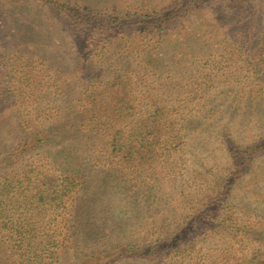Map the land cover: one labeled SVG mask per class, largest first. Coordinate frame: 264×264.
<instances>
[{
    "label": "rangeland",
    "instance_id": "rangeland-1",
    "mask_svg": "<svg viewBox=\"0 0 264 264\" xmlns=\"http://www.w3.org/2000/svg\"><path fill=\"white\" fill-rule=\"evenodd\" d=\"M61 1L93 12L85 33L0 0V214H38L40 264H264V0H206L159 31L150 16L184 0ZM113 97L149 119L128 156L105 145Z\"/></svg>",
    "mask_w": 264,
    "mask_h": 264
},
{
    "label": "trees",
    "instance_id": "trees-1",
    "mask_svg": "<svg viewBox=\"0 0 264 264\" xmlns=\"http://www.w3.org/2000/svg\"><path fill=\"white\" fill-rule=\"evenodd\" d=\"M206 0H184L181 2H177L175 5H171L168 9L167 13L164 14V12H161L159 14H154V16H150L149 19L153 20L150 22L154 28H156L158 31L163 30L166 27H168L172 22V18L179 19L180 13L183 11H195L198 8H201L202 5L205 3ZM44 3L50 5L52 8V11L55 15L59 17L65 18L75 30H79V32L85 33L83 30L85 27L90 25V20L93 18V12L87 7V6H78L77 9H70L68 6L62 2L61 0H43ZM64 19V20H65ZM65 20V21H66ZM179 21V20H178ZM178 21L174 20V24ZM112 24L114 25V22L112 21ZM103 26L104 24L95 21V24L92 26L93 29L95 27ZM8 35V33L6 34ZM120 89L117 88L114 92L117 96L120 94ZM114 101V108L116 110V117L112 120L116 125H111L110 129L105 132V137L107 138V141H105V145L109 150L116 153V155L119 153H124V155H129V149L133 147H140L143 145L145 138H144V127L145 125H148L149 119L148 117H145L144 119H131L127 116H121V113H127L129 111L134 112L135 106H130V100L128 99L127 102H123L122 97L119 98H111ZM129 103V104H128ZM141 111V110H137ZM137 112H134V114H137ZM142 112V111H141ZM140 112V114H141ZM143 113V112H142ZM41 134V133H39ZM60 137V136H57ZM62 138V136H61ZM48 140L47 136H41L36 139L34 143L41 144ZM129 144H133L132 146L128 147ZM73 149H77L75 145L72 146ZM61 154V152H60ZM37 170V166L34 167V171ZM33 171V170H32ZM37 172H35V175ZM64 180L72 181L73 188L76 186L75 182L79 181V178L75 175L73 172H69L68 174L63 175ZM46 177L43 174H37L35 178V182L41 183V180H45ZM43 186H48V183L46 181L42 182ZM68 184V183H67ZM50 189H43L40 191V189L36 190L34 193L37 195L36 201L38 203H41L40 205H36L35 208L46 206L47 208H52L50 206L51 198H45L46 191ZM71 190H66V193H72ZM50 192H55L51 190ZM1 201V200H0ZM50 213L53 212V209L50 211ZM38 214L30 215V211H26L24 213L17 214L16 216L14 214H6L1 213L0 219H3L5 223L3 224V228H5L4 233L0 232V240L2 241H8L7 243L9 246H11V249L13 250V247L20 248L21 256H25L24 264H40V256L42 253L46 251L45 247H42L41 244H49L51 242V236L46 235L43 232H40L36 229V227H30L34 225L32 223L33 217H37ZM6 224H9L10 226L7 227ZM13 236H16L17 238H13ZM47 237L48 241H45L44 238ZM40 239V241H37ZM34 242V243H33ZM39 253V254H38ZM46 253V252H45ZM258 256L254 255L250 258L248 261L249 264H254V261L256 260ZM0 264H10L7 261H3L0 257ZM259 264V263H258Z\"/></svg>",
    "mask_w": 264,
    "mask_h": 264
}]
</instances>
